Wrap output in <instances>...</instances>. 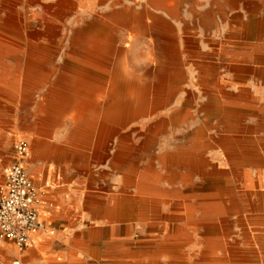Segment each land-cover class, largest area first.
Masks as SVG:
<instances>
[{
    "label": "rangeland",
    "instance_id": "rangeland-1",
    "mask_svg": "<svg viewBox=\"0 0 264 264\" xmlns=\"http://www.w3.org/2000/svg\"><path fill=\"white\" fill-rule=\"evenodd\" d=\"M52 1L55 0H0V35L9 40L11 33L14 34L15 40L8 43L18 56L10 53L12 56L0 59V74L10 79L7 80L9 87L5 88L15 94L16 136L28 131L29 122L32 127L41 126L38 103L42 95L48 94L46 91L54 89L44 84L53 83L57 78L56 65L63 62V69L74 68L68 67L67 63L71 62L73 30L100 19L107 12L117 13L124 7H132L131 20H121L112 28L106 57L110 58L113 68L124 70L121 73H126L129 83L135 81L136 75L145 83L152 74H157L159 84L165 86L153 88L158 89L160 98L155 100L152 108L142 107L138 112L132 109V116L126 123L118 118L123 114L119 107L121 109L132 97L110 104L108 119L111 126L127 130L126 158L116 161L122 167L112 165L109 172L110 183L121 181L127 187L129 257L125 264H264V187H249L243 177L246 171H252L251 176H264V109H261L264 105V0H144L143 3L134 0L129 6L124 5L129 0L75 1L61 19L51 20L53 25L59 26L55 48H51L50 43L42 44L28 37V28L41 16V6ZM141 9H144V17L141 13L137 15ZM11 11H15L14 21L19 28L5 24ZM162 15L178 17L179 22L173 28L168 27L170 24ZM148 16L159 24V38H150L152 24L147 23L150 21ZM25 20L31 21L29 25ZM36 29L42 31L43 27L37 25ZM126 30L138 31L142 37L134 44L127 43L124 48L120 39L114 38V32L120 34ZM92 31L84 36L93 35ZM186 38L199 39L197 43L204 60L206 51L214 48L222 51V63L218 66L222 71L219 73L228 81L231 72L238 74L237 94L219 89L220 96L214 101L204 95L205 88L186 87L185 84L192 82L198 84L193 62L196 44L186 43ZM210 38L217 41L216 47ZM29 47L45 48L43 52L48 53L36 72L38 77L26 85L24 54ZM104 58L89 61L102 62ZM233 62L237 69H231ZM7 63L14 67L13 71L3 68ZM180 66L188 70L187 75L191 73V80L185 73L175 70ZM174 74L181 76L177 81L182 87L172 85L178 83L172 78ZM189 89H194L195 93L186 103L167 100H174ZM5 97L0 91V101ZM2 106L0 103L1 114L6 112ZM168 110L171 115H181L153 139H147L143 131L147 124L158 119L157 114ZM62 122L70 127L73 121L66 117L54 126L59 127ZM96 122H99L98 118ZM114 146L112 140L111 149L116 155L118 150ZM194 146L199 147L201 162L187 161L180 153L184 148L186 154L191 155L197 151L193 150ZM165 151L173 155L163 164L156 156ZM157 182L164 188L160 194H156ZM148 188L154 189L155 195L144 194V189ZM190 208L196 211L191 218L187 215ZM201 212H209L210 216L199 217ZM247 259L249 261L245 262ZM12 260L3 258L1 264H12Z\"/></svg>",
    "mask_w": 264,
    "mask_h": 264
},
{
    "label": "crops",
    "instance_id": "crops-1",
    "mask_svg": "<svg viewBox=\"0 0 264 264\" xmlns=\"http://www.w3.org/2000/svg\"><path fill=\"white\" fill-rule=\"evenodd\" d=\"M132 1L134 0H129L124 5L129 6ZM138 1L144 2V0ZM162 16L170 24L168 27L173 28L179 22L178 17ZM148 17L150 21L147 23L152 24L150 38H159V30L154 29V21L151 16ZM114 34V38L120 39V44L124 48H127V43L134 44L142 37L135 30L122 31L120 34L114 32ZM86 37L89 38L91 35ZM197 41H199L197 38L191 40L186 38V43L196 44L193 62L198 79V84L192 82L185 84L186 87H203L206 89L204 95H208L211 97L210 100L214 101L220 96L219 89L221 92L227 90L228 94H233V91L237 94L238 74L231 72L228 81L219 73L222 71L218 67L222 63V51L217 48L210 52L206 51L204 60ZM210 41L216 47L217 41L213 38H210ZM108 53H105L102 62H87L83 57L84 49L78 46L71 48L69 60L74 69L71 72L63 69L61 67L63 62L56 65V69L59 70L57 78L53 83L44 84L45 87L54 89L46 91L48 94L42 95L38 103L40 118L38 120L42 121L41 126L32 127L29 122L30 128L23 132L22 136H16L15 94L5 88L9 87L7 83L9 77L3 78L0 74V91L6 96L5 100L0 101L3 105L2 109H6V112L0 113V187L4 183L7 162L11 160L12 163L15 159L12 155L14 144L22 138L29 144L31 153L27 160V172L41 200L39 212L44 224L43 229L33 236L32 245L27 248L19 250L10 241L0 242V264L6 257L12 258V262L17 260L18 264L126 263L127 187L121 181L110 183L109 172L112 165L122 167L116 164V161L126 158L124 149L127 130L121 126H111L108 119L110 104L112 101L124 102L128 96V86L134 87V92L129 96L137 102L143 97L139 87L150 85L152 88H158L165 85L159 84L157 74H152L145 83L138 75L133 83L127 82L126 73H121L124 70L111 66L110 58L106 57ZM156 59H158L157 54ZM234 62L230 64L231 69H237ZM3 68L13 71L14 67L7 63ZM175 70L185 73V77L191 80V73L187 75L188 70L184 67L180 66ZM80 72L84 73L82 77L79 75ZM179 77L181 76L176 74L172 76L176 81L181 80ZM192 77L195 78V75ZM168 79H171V75H168ZM172 85L182 87L180 82ZM194 89L177 95L174 100H167L186 103L188 97L194 95ZM159 95L158 89H152L148 96H151L150 100L153 101L160 98ZM49 106L53 107L54 118L49 125L43 127L42 124L48 123L45 120L46 108ZM73 115L93 121L95 126H79L74 121ZM66 117L73 121L70 127L65 126L63 122L59 127L54 126L59 119ZM97 118L99 122H96ZM112 140L115 150H118L116 155L111 149ZM155 186L156 194H160L161 189H164L160 182Z\"/></svg>",
    "mask_w": 264,
    "mask_h": 264
},
{
    "label": "bare ground",
    "instance_id": "bare-ground-1",
    "mask_svg": "<svg viewBox=\"0 0 264 264\" xmlns=\"http://www.w3.org/2000/svg\"><path fill=\"white\" fill-rule=\"evenodd\" d=\"M75 1H84V0H55L54 2L52 1V3L50 4H46V5H42L41 6V16L39 18L34 19L33 22L34 25L30 26L28 29L30 30L28 37L30 40H39L40 43H50L52 44L51 48H55V39L58 37V25H53L52 21L53 19H61V17H63V15H65L74 5H75ZM117 1V0H116ZM114 1V2H116ZM227 1V0H226ZM98 2V1H97ZM101 2V1H100ZM13 3V2H12ZM99 4V3H98ZM117 5V4H116ZM227 6V5H226ZM231 7V6H230ZM3 9V8H2ZM15 10V9H14ZM25 10H27V7L25 6ZM133 10L132 7H124L122 8L120 11L118 10L117 13H105L101 16L100 19L98 20H93L91 22H87L84 26H82V28H76L73 30L72 33V38H71V45L72 47H76L78 46L81 49H84V59L88 62L89 60L95 58V59H99L105 56V53H107L106 49L110 46V34L112 32V28H114L115 26H117L119 24V22L121 20L123 21H128L131 20V11ZM174 11V10H173ZM120 12V13H119ZM137 12V11H136ZM144 9H141L140 11H138L137 15L139 13H141V15H144ZM15 11H11V13L9 14V17L7 18L5 24L7 26H11V27H17L16 26V21H14V14ZM43 15V16H42ZM120 15V16H119ZM17 16V15H16ZM115 16V18H114ZM144 17V16H143ZM264 18V17H262ZM25 19V18H24ZM256 19V18H255ZM241 20V19H240ZM249 20V19H248ZM26 21V20H25ZM31 21H26V23H30ZM23 23V22H22ZM96 24V25H95ZM24 25V24H23ZM42 26L43 30H37L36 26ZM93 25H95L93 27ZM148 25V24H147ZM241 25V24H240ZM249 25V24H248ZM149 26V25H148ZM153 26L154 29L159 30V24L156 22H153ZM264 26V25H262ZM239 27V26H238ZM19 28V27H17ZM150 28V26L148 27ZM245 28V27H244ZM249 28V26H248ZM254 28V25L252 27V29ZM259 28V25H258ZM252 29H248L252 30ZM16 30V29H15ZM91 30H93L91 37H86L84 36L86 33H88ZM7 32H10L9 30H7ZM11 33V32H10ZM253 33V32H252ZM12 37L9 38V40H6L3 36L0 35V58L1 57H5V56H12L10 53H13L12 50L10 49L11 47H9V41L15 40L14 34L11 33ZM240 35V34H239ZM243 36V35H242ZM254 36V35H253ZM255 37V36H254ZM259 37V36H258ZM7 38V37H6ZM22 38V37H21ZM64 38V37H63ZM239 38V37H238ZM54 45V46H53ZM41 48V47H40ZM49 48V47H48ZM43 50L45 51V48L42 49H35V48H28V50H26V53L24 54V60H25V80H26V85L27 82L32 80L33 78L38 77L36 74V72L38 71V69L40 68V66L44 63V61L47 59V54L48 52H43ZM13 56L17 57L14 53ZM68 63V67L73 66L72 62H67ZM66 63V64H67ZM210 66V65H209ZM87 68V67H86ZM74 69V68H73ZM72 71V69L68 68L67 71ZM92 70V69H91ZM213 73V72H212ZM83 72H80L79 75L80 77L83 76ZM256 74V73H255ZM206 75V74H205ZM257 76V75H256ZM68 78H71V76H68ZM10 80V79H9ZM10 82V81H9ZM151 86L150 85H143L141 87H139V90L142 92L143 97L140 101H133L132 99H128L124 102L122 108L120 109L119 107V111H123V114H119L118 118L122 123H126L128 121V119H130V117L132 116V109L133 111L138 112L142 107H151L152 104H156V101L153 100L151 101L150 98H148V95L151 92ZM134 87H127V94L128 96L131 94V92H134ZM65 94V93H63ZM133 103H136L135 106H133ZM133 106V108H132ZM153 106V105H152ZM53 107L49 106L46 108L47 110V118L45 121H47V124H42L44 125L43 127L49 125L50 121L53 120L54 118V112H53ZM261 109H264V105H262ZM181 115V114H180ZM179 115V116H180ZM179 116L177 115H171V111H166L165 113H159L157 114L156 117H158V119H155L154 121H152L151 123L147 124L146 128L143 130L144 132H146L147 135V139H153L156 135H158L162 130L166 129V127H168V125L170 124L171 121L177 119ZM184 116V115H183ZM73 119L74 121H76L79 126H95V123L93 121H88L87 119H85L84 117H79L76 115H73ZM51 125V124H50ZM111 133V132H110ZM29 138V137H28ZM193 150H197L195 152H192L191 155L186 154V152L184 151V148L180 149V153L185 155V157H187V161H192V159L197 160V162H201L200 160H203L202 155L199 154V147L198 146H194ZM234 151V150H233ZM179 152L177 155H179ZM259 152V151H258ZM199 154V155H198ZM261 154V153H260ZM170 152L165 151L159 155L156 156V158L161 162V163H168V161L170 160V158L172 157ZM255 159V158H254ZM257 159V158H256ZM262 159V158H261ZM196 162V161H195ZM236 166V165H235ZM31 167V166H30ZM207 167V166H206ZM210 167V166H209ZM258 168V167H256ZM208 169V168H207ZM215 171V170H214ZM138 172V171H137ZM143 172V171H142ZM252 172V171H251ZM251 172L246 171L243 173V177H244V181L247 182V186L249 187H264V176H261L259 174H256L254 176H251ZM254 172V171H253ZM152 173V172H151ZM242 175V174H241ZM159 177V176H158ZM226 178V177H225ZM159 180V179H158ZM243 181V182H244ZM225 182V181H224ZM223 183V182H222ZM226 183V182H225ZM231 184V183H230ZM243 185V184H242ZM212 187V186H211ZM162 190V189H161ZM249 190V189H248ZM260 190V189H259ZM154 192V189H144V194H148V193H152ZM155 195V194H154ZM160 196V195H159ZM122 200V199H121ZM137 200V199H136ZM231 200V199H230ZM124 201V199H123ZM183 201V200H182ZM199 201V200H198ZM205 201V200H204ZM222 202V201H221ZM121 203V202H120ZM124 203V202H123ZM224 203V202H223ZM227 203V202H226ZM126 204V203H124ZM128 204V203H127ZM126 204V205H127ZM132 204H134L132 202ZM232 204V203H231ZM236 204V203H234ZM121 205V204H119ZM233 205V204H232ZM133 206V205H132ZM233 207V206H232ZM183 208V206H182ZM233 209V208H230ZM123 211V210H122ZM230 211V210H229ZM124 213V212H123ZM129 213V212H128ZM196 213L195 209L190 208L189 209V213H187V215H189V217L191 218L192 216H194ZM209 213V212H208ZM207 212H201L199 214V217H207L210 216ZM125 214V213H124ZM123 215V214H122ZM125 216V215H124ZM121 217V216H120ZM126 217V216H125ZM134 221V220H133ZM129 224V223H128ZM132 224V223H131ZM209 224V223H208ZM206 225V224H205ZM220 225V224H219ZM201 228V226H199ZM220 230V229H219ZM249 231V230H248ZM196 232V231H195ZM194 232V233H195ZM255 232V231H254ZM129 233V232H128ZM193 233V232H192ZM221 233V232H220ZM264 235V234H262ZM201 236V235H200ZM223 237V236H222ZM195 238V237H194ZM253 240V239H251ZM131 241V240H130ZM196 243V240H195ZM202 244V243H201ZM254 244V242H253ZM165 246V245H164ZM173 246V245H172ZM194 246V245H193ZM192 246V247H193ZM247 247V246H246ZM245 247V248H246ZM160 248V247H159ZM194 248V247H193ZM248 248V247H247ZM166 249V248H165ZM181 249V248H180ZM191 249V248H190ZM253 249V248H252ZM158 250V249H157ZM170 250V249H169ZM177 250V249H176ZM196 250V249H195ZM242 250V249H241ZM249 250V249H248ZM255 250V249H253ZM171 251V250H170ZM187 251V250H186ZM245 251V250H244ZM190 252V251H189ZM229 252V251H228ZM249 252V251H248ZM174 253V252H172ZM185 253V252H184ZM252 253V252H251ZM193 254H194V250H193ZM248 254V253H247ZM188 255V254H187ZM223 255V254H221ZM166 256V255H165ZM198 256V253H197ZM235 256V255H233ZM240 256V255H239ZM236 256V257H239ZM129 257V256H127ZM209 257V256H208ZM211 257V256H210ZM213 257V256H212ZM248 257V256H247ZM246 257V258H247ZM152 258V256H151ZM176 258V257H175ZM220 258V257H219ZM225 258V257H223ZM250 258V257H249ZM144 259V258H143ZM160 259V258H159ZM173 259V258H172ZM244 259V258H243ZM167 260V258H166ZM174 260V259H173ZM172 260V261H173ZM177 260V259H176ZM186 260V259H185ZM190 260V259H189ZM229 260V259H228ZM179 261V259L177 260ZM176 261V262H177ZM184 261V260H183ZM238 261V260H237ZM244 261V260H243ZM249 261L248 259L245 260V262ZM181 262V261H180ZM190 262V261H188ZM208 262V261H206ZM223 262V261H222Z\"/></svg>",
    "mask_w": 264,
    "mask_h": 264
},
{
    "label": "built area",
    "instance_id": "built-area-1",
    "mask_svg": "<svg viewBox=\"0 0 264 264\" xmlns=\"http://www.w3.org/2000/svg\"><path fill=\"white\" fill-rule=\"evenodd\" d=\"M30 153L26 140L21 138L15 142V159L5 168L4 183L0 187V242L10 241L19 250L31 246L33 236L44 227L38 191L27 172Z\"/></svg>",
    "mask_w": 264,
    "mask_h": 264
}]
</instances>
